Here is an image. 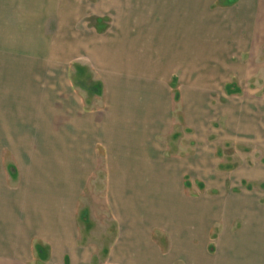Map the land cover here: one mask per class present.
Returning a JSON list of instances; mask_svg holds the SVG:
<instances>
[{
    "label": "crops",
    "instance_id": "obj_1",
    "mask_svg": "<svg viewBox=\"0 0 264 264\" xmlns=\"http://www.w3.org/2000/svg\"><path fill=\"white\" fill-rule=\"evenodd\" d=\"M87 1L50 0L49 10L40 13L57 15L59 22L72 21L73 29L79 25V30L86 29L81 21L87 12L96 21L93 30L100 29L103 16L109 18L112 12L117 16L109 29L112 33L91 40L92 48L85 51L104 78L101 112L83 116L73 109L72 138L67 141L64 131L57 132L50 125L47 91L33 96L16 87L0 99L8 104L12 101L6 119L0 118V150L1 143L7 142L15 159L17 150L26 152L25 163L3 168L4 177L0 165V264H33L32 252L39 257L38 248L47 264H94L96 249L80 240L76 205L82 184L96 169L98 147L105 154L106 205L117 226L105 264H264V200L187 199L181 193L185 185L180 188L172 175L177 168L161 165L162 149L157 139L172 125L171 82L178 73L180 81L187 76L193 45L192 15H209L215 0H197L195 7L193 0H105L98 7ZM224 2L233 4L235 0ZM255 2L248 8V15L254 18L258 15ZM65 14L73 18L64 20ZM81 48L82 44L79 51ZM181 63L185 64L183 70L178 68ZM230 85L232 94L226 92ZM230 85L217 93L240 92L235 84ZM261 88L256 86L255 94H264ZM213 92L210 89L209 93ZM179 93L184 109L189 110L181 87ZM249 98L255 99L253 106L242 109L232 133L264 148V97ZM60 104L64 109L65 103ZM55 114L65 116L59 109ZM200 121L197 128L204 126ZM17 122L22 130L27 126L39 130L46 141L45 156L36 151L34 143L29 144L27 136L17 134ZM200 164L208 165L204 160ZM247 175L241 184L247 180L264 186V165ZM212 211L215 214L210 216ZM233 218L241 225L234 232H219L214 241L218 256L213 262L207 250L210 219L226 224ZM157 234L167 236V242ZM34 240L39 243L34 244Z\"/></svg>",
    "mask_w": 264,
    "mask_h": 264
},
{
    "label": "rangeland",
    "instance_id": "obj_2",
    "mask_svg": "<svg viewBox=\"0 0 264 264\" xmlns=\"http://www.w3.org/2000/svg\"><path fill=\"white\" fill-rule=\"evenodd\" d=\"M49 1L0 0V99L16 87L33 96L47 91L52 113L49 116L50 125L57 132L64 131L68 141L72 138L70 114L73 109L83 116L103 109L104 78L86 58L85 51L86 47L92 48L91 40L112 33L109 29L117 21V16L113 12L109 18L103 16L102 26L95 31L91 29L96 24L94 16L87 12L81 21L82 28L86 29L79 30V25L73 29L72 21L59 22L57 15L40 13L49 10ZM89 1L91 6L96 4L97 7L105 2ZM196 1L193 0L194 7ZM253 2L255 0H235L233 4H226L224 0H215L214 4H210L209 15H192L193 45L191 60L186 64L189 67L187 76L180 81L178 73L176 81L171 82L172 125L165 135L157 139L162 149L161 165L177 168L172 175L180 188L181 184L185 185L181 193L187 199L210 202L233 198L264 200L261 182L245 180L241 184L249 171L264 165V148L256 147L252 139L232 133L242 109L253 106L255 99L249 100V97H264L259 91L255 94L256 86L262 87L260 92L264 93V0L255 2L258 7L255 18L248 15V8ZM19 11L27 14H15ZM70 16L73 18L71 14H65L63 18L65 20ZM74 18L78 17L74 15ZM78 43L82 44L80 51ZM184 65L178 64V68L183 70ZM230 84H235L240 92L233 95L217 93ZM180 87L186 95L184 101L189 110L182 105ZM210 89L214 92L209 93ZM216 101L221 103L220 106L216 105ZM7 102H0L2 120L12 109V101ZM60 103H65L64 109ZM58 109L64 112L63 118L56 117ZM262 109L264 113L263 103ZM184 110L190 115L189 123L185 121ZM246 110L250 111L249 108ZM8 119L12 121L10 117ZM200 120H203L204 126L197 128ZM15 131L27 136L29 144L34 143L36 151L45 156L43 145L46 141L36 127L27 126L22 130L17 122ZM67 146L71 151L72 141ZM9 150L8 143L2 142V177L6 176L3 168L7 164L20 165L19 162L25 163L26 160L24 149L17 150L18 159L10 155ZM96 154V169L82 184L76 216L82 244L96 249L94 264H105L117 226L106 205L104 150L98 147ZM203 160L208 165L202 166L200 162ZM210 214L214 215L215 211ZM225 223L210 219L207 228V250L213 262L218 256L214 241L219 232L223 229L234 232L241 225L234 218ZM157 236L162 238L163 243L167 242L164 234ZM35 243L39 242L34 240ZM42 259L45 258L32 252L33 264H47L46 259Z\"/></svg>",
    "mask_w": 264,
    "mask_h": 264
},
{
    "label": "trees",
    "instance_id": "obj_3",
    "mask_svg": "<svg viewBox=\"0 0 264 264\" xmlns=\"http://www.w3.org/2000/svg\"><path fill=\"white\" fill-rule=\"evenodd\" d=\"M232 85H230V86H227V88H226V92L228 93V94H232L233 92H232ZM236 91V90H235ZM38 252H39V255H40V258L42 257L41 256V249L40 248H38Z\"/></svg>",
    "mask_w": 264,
    "mask_h": 264
}]
</instances>
